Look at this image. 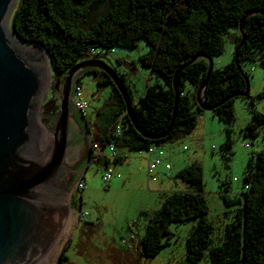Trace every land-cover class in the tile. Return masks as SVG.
<instances>
[{"label":"trees","instance_id":"16d2710c","mask_svg":"<svg viewBox=\"0 0 264 264\" xmlns=\"http://www.w3.org/2000/svg\"><path fill=\"white\" fill-rule=\"evenodd\" d=\"M106 9L92 22L86 20L99 4ZM245 41L234 53L231 64L213 69L203 93L207 106L226 125L234 120L232 97L246 90L248 76L242 68L244 61L264 63V0H20L12 19V31L23 43L40 46L48 56L52 71L65 77L91 49H135L144 40L150 50L139 58L142 67L162 78L164 85H148L143 94L134 99L132 90L119 75L133 103L138 125L151 135L164 133L170 126L175 109V74L198 53L216 57L224 51L223 35L228 34L236 47L241 42V21ZM231 31H233L231 33ZM237 62V63H236ZM241 67V70L237 66ZM84 74L94 75L98 86H111L120 107L98 111L101 125V144L114 141L117 151L127 146L130 151L148 152L152 147L190 132L197 124V114L203 112L197 102V92L205 82L208 63L204 58L180 71L177 78L179 102L171 133L159 140L143 137L131 124L125 103L109 76L96 69ZM79 82L80 76L77 77ZM193 91L187 89V85ZM264 92L259 95L263 97ZM121 117L122 134L110 133V128ZM86 123V122H85ZM263 131V148L248 163L244 188L235 220L226 228L225 240L210 248L213 227L206 220L208 206L203 196V172L198 164H191L177 174V178L191 187L190 191L172 193L146 227L140 241V255L154 257L165 247L163 239L172 236L169 224L198 220L186 241V258L177 264H199L208 250L210 264H264V113L251 109V121L245 136L256 138ZM222 157L229 161L232 139L226 129ZM122 156L114 159L120 162ZM95 161L107 166L105 156ZM94 161V162H95ZM64 252L55 264H61Z\"/></svg>","mask_w":264,"mask_h":264},{"label":"rangeland","instance_id":"374dc122","mask_svg":"<svg viewBox=\"0 0 264 264\" xmlns=\"http://www.w3.org/2000/svg\"><path fill=\"white\" fill-rule=\"evenodd\" d=\"M95 8L86 20L87 23L106 9V3ZM16 10L12 13V19ZM223 41V53L213 57L214 69H223L234 59L236 44L228 34L223 35ZM149 50L144 40L131 50L93 48L79 63L94 59L101 61L124 77L136 100L145 91L147 83L164 85L161 77L139 63V58ZM48 66L51 82L48 85L46 81L48 88L39 112L42 118L58 111L64 79L52 71L49 63ZM242 68L248 76L250 89L246 97L234 99L232 108L235 120L231 125L221 122L212 111H203L197 114L194 129L182 138H175L156 147L159 155L151 160L152 175H148L146 154L140 155L123 146L118 150L122 156L120 162L115 163L106 149L104 156L110 160L107 166L98 161L88 165L83 191L72 194L73 184L64 189L59 201L68 213L73 210L74 222L52 264H55L62 251L64 260L61 264H177L184 261L186 241L197 225L196 219L169 224L172 236L163 239L165 247L154 257L140 255V241L166 197L191 190L188 184L176 177L191 164H198L203 172V196L208 206L205 218L213 227L208 250L224 242L227 226L233 223L242 208L240 196L245 190L248 163L263 148L262 130L256 138L246 137L245 131L251 121V109L264 113V95L259 97L264 92V63L244 61ZM97 80L94 75L82 73L76 83L87 104L83 113L76 110V116L81 125L87 123L92 141L99 137L98 129L102 127V123L96 124L102 119L98 111L107 112L114 98L112 87L98 86ZM187 89L193 91L190 84ZM226 129H229L232 139L229 161L221 154L226 141ZM86 166L85 162L81 170H85ZM106 173L110 174L108 182L104 180ZM80 212L87 214L85 221L79 219ZM208 250L199 264H210Z\"/></svg>","mask_w":264,"mask_h":264},{"label":"water","instance_id":"95a60500","mask_svg":"<svg viewBox=\"0 0 264 264\" xmlns=\"http://www.w3.org/2000/svg\"><path fill=\"white\" fill-rule=\"evenodd\" d=\"M19 3L20 0H0V264H36L52 242L54 230L66 216L67 209L59 201L69 185L65 171L77 172L84 162L83 158L74 156V149L68 148L74 139V135H69L68 127L70 123L76 124L71 94L77 77L84 71L99 69L109 76L125 103L131 124L150 140L163 139L171 133L179 102L178 75L200 58L207 61L208 73L197 92V102L203 111L215 109L203 101L204 90L214 69L213 58L198 53L174 76L176 100L170 126L162 134H148L135 119L133 103L120 76L94 59L77 64L64 77L59 111L50 128L53 133L45 143L43 127L48 129V119L41 116L39 126L36 116L47 89L48 76L45 60L37 48L42 50L48 63L49 59L40 46H22L13 39L9 30L10 15ZM257 13L250 11L241 21L242 39L235 54L245 41V20ZM237 67L241 70L239 65ZM246 84L244 92L232 97H246L249 81Z\"/></svg>","mask_w":264,"mask_h":264},{"label":"built area","instance_id":"2783aa9c","mask_svg":"<svg viewBox=\"0 0 264 264\" xmlns=\"http://www.w3.org/2000/svg\"><path fill=\"white\" fill-rule=\"evenodd\" d=\"M72 107L75 110L79 111L80 113H83V110L87 107V104L83 100L77 84H75V86L73 87ZM122 132L123 130H122V125H121V117H120L116 122H114V124L110 128V133L116 136H120ZM106 149H108L111 158L116 159L119 157L114 141H111L110 143H106V144H101V143L93 142V141L91 142L90 144L91 153L88 156V160L86 161L87 166L85 170H80L79 173L77 174L76 180L74 181L71 187L72 194L80 193L81 191L85 189L84 175L86 173V169L88 168V165L90 163H93L96 157L104 156V150ZM155 150H156V147H152L149 149L147 153L152 154L155 152ZM156 163H159V162L157 161ZM148 167H149L148 175H152L153 164L150 163ZM166 168L169 169V166L167 165ZM109 179H110V174L106 173L104 175V180L108 182ZM86 217H87L86 213H83V212L79 213V219L81 221H85Z\"/></svg>","mask_w":264,"mask_h":264},{"label":"flooded vegetation","instance_id":"af4514ba","mask_svg":"<svg viewBox=\"0 0 264 264\" xmlns=\"http://www.w3.org/2000/svg\"><path fill=\"white\" fill-rule=\"evenodd\" d=\"M96 70H99V69H96ZM99 71L103 72L102 70H99ZM55 89H58V87L55 86ZM71 97L73 98V90H72ZM72 98H71V101H72ZM46 110H47V108H46ZM58 111H59V109H58ZM58 111H55V112H52L50 114L45 115V118L48 119V122H47V128L48 129H45L43 127V133L45 132V134H47V133L49 134L47 136V140H49L51 138V135L53 133V131L50 128L53 126V124L57 118ZM72 112L76 118V124H71V123L69 124L68 132H69L70 136L74 135V139L72 142L69 143L68 148L71 151H72V149H74V151H73L74 156H76L78 159L83 158L84 159L83 164H84L86 162V160L89 156V152H90V144L92 142V139L90 138L91 134L89 132L87 123H85V126L80 124L79 119L76 116L77 112L73 107H72ZM96 124H97V122H96ZM94 128H96L95 123H94ZM45 143H46V141H45ZM43 150H44V145L41 148V151H43ZM81 167L79 168L80 170H81ZM78 173H79V170L77 172H71L69 170L65 171L66 178H67L68 184H69L67 187L71 186L74 183V181L76 179V175Z\"/></svg>","mask_w":264,"mask_h":264},{"label":"bare ground","instance_id":"6f19581e","mask_svg":"<svg viewBox=\"0 0 264 264\" xmlns=\"http://www.w3.org/2000/svg\"><path fill=\"white\" fill-rule=\"evenodd\" d=\"M11 20H12V14L10 15L9 30H10V33H11L13 39L22 46H28V45L20 42V40H18L17 37L14 35V33L12 31V26H11ZM35 48H37V47H35ZM37 49L40 51V53L42 54V56L45 60L47 76H48V79H47L48 82L47 83L49 85V83L51 82V77H50L51 75H50V71H49L48 62H47V59H46L44 53L42 52V50L39 48H37ZM46 88H48V86ZM36 121H37L38 125L41 126V123H40L41 122V115L40 114H38L36 116ZM43 139H44L43 141L47 140V136H46L45 132L43 133ZM73 222H74L73 210L71 209L69 213L67 210L65 218L61 221L58 228H56L54 230V233L52 235V238H53L52 242L46 247L44 253L41 255L40 259L37 261L36 264H38V263L39 264H52V262L55 260V258L57 257V255L61 249V246L64 242V239L67 237L68 233L70 232V229L73 225Z\"/></svg>","mask_w":264,"mask_h":264},{"label":"crops","instance_id":"0c3cea01","mask_svg":"<svg viewBox=\"0 0 264 264\" xmlns=\"http://www.w3.org/2000/svg\"><path fill=\"white\" fill-rule=\"evenodd\" d=\"M150 71H151V70H150ZM151 72H152V71H151ZM151 75H152V74H151ZM151 78H152V77H151ZM151 78H150V79H151ZM148 85H149V84L147 83V86H148ZM147 86H146V87H147ZM145 89H146V88H145ZM142 94H143V93H142ZM142 94H141V95H142ZM141 95H140V96H141ZM111 107H113V108H118V107H120L119 103H117V101H116V98H113V102H112V104H111ZM183 136H184V135L181 134V135L178 136V138H182ZM158 152H159V151L156 149L155 152L152 153V154H149V153L144 152V153H140V155L146 154L147 164H148V166H149V164L152 163V162H151L152 158H153V157H156V156L159 155ZM101 163H103V162H101Z\"/></svg>","mask_w":264,"mask_h":264}]
</instances>
